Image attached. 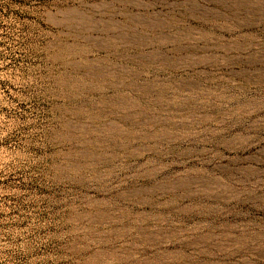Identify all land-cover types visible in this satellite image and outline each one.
I'll use <instances>...</instances> for the list:
<instances>
[{"label": "rangeland", "instance_id": "1", "mask_svg": "<svg viewBox=\"0 0 264 264\" xmlns=\"http://www.w3.org/2000/svg\"><path fill=\"white\" fill-rule=\"evenodd\" d=\"M0 264H264V0H0Z\"/></svg>", "mask_w": 264, "mask_h": 264}]
</instances>
